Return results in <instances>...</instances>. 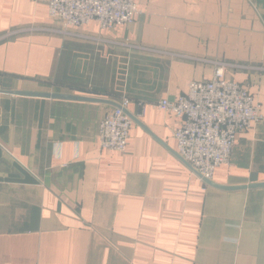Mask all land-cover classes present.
Segmentation results:
<instances>
[{
  "label": "crops",
  "instance_id": "0c3cea01",
  "mask_svg": "<svg viewBox=\"0 0 264 264\" xmlns=\"http://www.w3.org/2000/svg\"><path fill=\"white\" fill-rule=\"evenodd\" d=\"M135 2L131 25L64 33L45 4L0 0V264H264V187L214 186L264 183V0ZM215 63L261 118L211 185L179 157L178 119L151 103ZM125 98V152L101 149L98 125Z\"/></svg>",
  "mask_w": 264,
  "mask_h": 264
},
{
  "label": "built area",
  "instance_id": "2783aa9c",
  "mask_svg": "<svg viewBox=\"0 0 264 264\" xmlns=\"http://www.w3.org/2000/svg\"><path fill=\"white\" fill-rule=\"evenodd\" d=\"M47 6L51 20L69 29L95 21L101 29L131 25L142 12L135 0H34ZM125 98L98 125L101 149L124 153L133 120ZM153 109L179 121L174 131L179 157L201 179L211 181L217 168L229 163L236 136L261 117L247 89L225 76V64L215 63L211 79L190 82L174 100L151 103ZM142 113L144 106L142 105Z\"/></svg>",
  "mask_w": 264,
  "mask_h": 264
},
{
  "label": "water",
  "instance_id": "95a60500",
  "mask_svg": "<svg viewBox=\"0 0 264 264\" xmlns=\"http://www.w3.org/2000/svg\"><path fill=\"white\" fill-rule=\"evenodd\" d=\"M9 95L14 96H21V97H31V98H43V99H56V100H66V101H79V102H94V103H106L104 100L90 98V97H80V96H73V95H63L58 93H45V92H28V91H7L5 92ZM131 118V117H130ZM134 120L133 118H131ZM205 183H209L214 185L211 181L202 179ZM219 187L220 189L224 190H239V189H246V188H258L264 187V183L250 185L249 187L241 186V187H223L214 185Z\"/></svg>",
  "mask_w": 264,
  "mask_h": 264
}]
</instances>
